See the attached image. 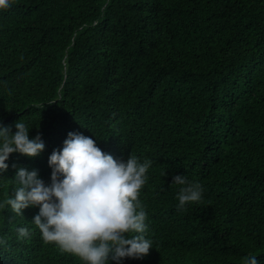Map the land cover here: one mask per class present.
Returning a JSON list of instances; mask_svg holds the SVG:
<instances>
[{
	"label": "trees",
	"instance_id": "16d2710c",
	"mask_svg": "<svg viewBox=\"0 0 264 264\" xmlns=\"http://www.w3.org/2000/svg\"><path fill=\"white\" fill-rule=\"evenodd\" d=\"M18 120L46 147L10 154L0 202L13 164L50 183V153L82 132L152 162L140 199L155 245L123 264H264V0H13L0 11V124ZM175 174L204 200L178 209ZM38 211L0 207V264H84L42 239Z\"/></svg>",
	"mask_w": 264,
	"mask_h": 264
},
{
	"label": "clouds",
	"instance_id": "9594fccd",
	"mask_svg": "<svg viewBox=\"0 0 264 264\" xmlns=\"http://www.w3.org/2000/svg\"><path fill=\"white\" fill-rule=\"evenodd\" d=\"M12 5L13 0H0V11ZM31 127L21 120L16 121L15 131L0 124V178L9 168L10 154L34 157L45 149L40 133L30 136ZM48 164L52 172L47 184L38 169L13 164L15 193L0 202V207L24 216L25 208L39 206L32 221L42 239L84 264H123L125 258H143L150 252L155 244L147 235L148 213L140 196L148 182L151 160H141L133 153L127 160L115 158L91 136L69 131L63 147L50 153ZM171 184L180 186L178 209L204 200V186L186 174H175ZM16 231L18 239L30 238L28 227ZM5 243L0 236V245ZM242 264L261 262L257 255L249 254Z\"/></svg>",
	"mask_w": 264,
	"mask_h": 264
}]
</instances>
